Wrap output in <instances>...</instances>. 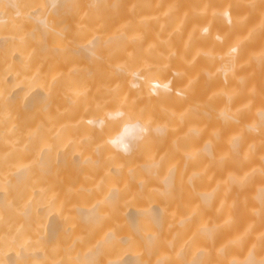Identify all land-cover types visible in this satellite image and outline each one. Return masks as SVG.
I'll return each mask as SVG.
<instances>
[{"label":"bare ground","instance_id":"6f19581e","mask_svg":"<svg viewBox=\"0 0 264 264\" xmlns=\"http://www.w3.org/2000/svg\"><path fill=\"white\" fill-rule=\"evenodd\" d=\"M0 264H264V0H0Z\"/></svg>","mask_w":264,"mask_h":264}]
</instances>
